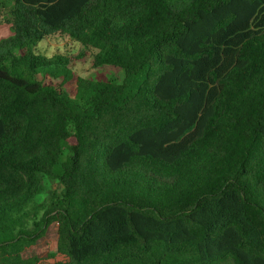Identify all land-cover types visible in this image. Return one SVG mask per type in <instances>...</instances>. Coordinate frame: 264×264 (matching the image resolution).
<instances>
[{"label": "trees", "instance_id": "16d2710c", "mask_svg": "<svg viewBox=\"0 0 264 264\" xmlns=\"http://www.w3.org/2000/svg\"><path fill=\"white\" fill-rule=\"evenodd\" d=\"M0 9V264H264V0Z\"/></svg>", "mask_w": 264, "mask_h": 264}, {"label": "rangeland", "instance_id": "374dc122", "mask_svg": "<svg viewBox=\"0 0 264 264\" xmlns=\"http://www.w3.org/2000/svg\"><path fill=\"white\" fill-rule=\"evenodd\" d=\"M4 12L0 9V18ZM12 36V30L7 24H0V42ZM37 54L45 57L63 56L70 59V68L76 76L96 81L115 80L122 82L124 72L120 68L105 66L101 68H93L90 64V58L85 57L77 60V56L81 53V46L77 42L65 35H55L38 44ZM69 87H73L68 85ZM60 190L58 184L52 186V190Z\"/></svg>", "mask_w": 264, "mask_h": 264}]
</instances>
